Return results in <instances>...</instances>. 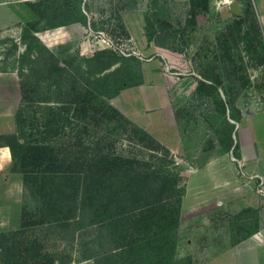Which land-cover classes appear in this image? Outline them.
I'll return each mask as SVG.
<instances>
[{"label":"rangeland","instance_id":"obj_1","mask_svg":"<svg viewBox=\"0 0 264 264\" xmlns=\"http://www.w3.org/2000/svg\"><path fill=\"white\" fill-rule=\"evenodd\" d=\"M236 1L239 14L214 0H0V146L15 153L0 264H264L245 186L251 131L264 156V0ZM160 98L171 110L157 118ZM100 148L129 164L127 190L107 186L121 219L66 222L81 193L63 173ZM148 236L151 251L129 246Z\"/></svg>","mask_w":264,"mask_h":264},{"label":"trees","instance_id":"obj_2","mask_svg":"<svg viewBox=\"0 0 264 264\" xmlns=\"http://www.w3.org/2000/svg\"><path fill=\"white\" fill-rule=\"evenodd\" d=\"M221 101H219V103L222 106V112H224V118H226V122L228 124V144L225 148V152H227L230 147L233 145V137H232V131L234 129V123H231L228 118L227 115L234 119V120H238V118H236L235 116L232 115L233 112V99L228 98L227 96L225 98H221L219 99ZM228 110V113L226 115V112ZM143 135L147 136L150 138V134H148V132L140 129L139 130ZM235 148V147H234ZM50 148L48 147V150ZM35 155V154H34ZM95 156H97V161L91 163V167H85L84 165H82V161L78 162L79 165V170H77L76 172H74V174H66L63 173L64 179H67V184H70V187L74 184V183H79L80 184V193H81V201L79 203L78 206V213L77 214H70V212H72V210L75 208L76 209V204L78 205V203H76V200H74V205H73V209H66V207H64L62 210H66L65 212H67L69 215V217H65L66 222H76L77 219L79 220V218H89L88 220L93 222V224L96 225L97 224H101V225H113L115 226L118 221L121 219L120 217L118 218V220H114L113 218H115L118 215H115L119 212H115L114 209H110V204L112 202V197L110 198L107 194V191L109 190L108 186V182L110 180H112V178L114 176H116V179L119 180L118 181V192H125V190H127V186L130 184V179L125 180L126 179V167L129 166V164L127 162H125V158L124 156L122 157H115L111 155L110 151H101L100 149H97L95 152ZM12 158H15V153L14 151H12ZM85 160V159H83ZM118 163V168H117V172H114L113 168H112V164H117ZM149 175H156L154 172L149 173ZM135 177V178H134ZM132 178L133 181L135 180H139V179H148V173L145 174H138L137 176H134ZM77 179V181H76ZM163 189L160 188L159 189V198L157 201H153V199H151V201H149V210L150 211H154L152 207H154L156 209V203L159 202L162 197L163 194ZM167 199V197H166ZM151 202V203H150ZM74 211V210H73ZM130 212V210H129ZM138 213H144L143 211H139ZM115 215V216H114ZM66 216V215H65ZM165 218V222L167 223L168 219L166 217V214L164 215ZM140 220V219H139ZM125 232H128V230L123 229L121 230V236L125 235ZM169 236V235H168ZM167 236V237H168ZM156 239L154 240L152 236H148V237H144V238H137L136 240H134L130 245L132 249H138V250H142V251H151V243L155 242ZM167 241H170V239H168ZM166 241V242H167ZM162 242L163 245L166 244ZM127 244H122L119 246L114 247L112 250H119V249H123L125 247H127ZM173 261H177L176 259H173ZM175 263V262H174Z\"/></svg>","mask_w":264,"mask_h":264},{"label":"crops","instance_id":"obj_3","mask_svg":"<svg viewBox=\"0 0 264 264\" xmlns=\"http://www.w3.org/2000/svg\"><path fill=\"white\" fill-rule=\"evenodd\" d=\"M145 77H146V74H145ZM199 77L202 80L209 82L206 79H204L202 76L199 75ZM185 78H187V77H185ZM158 100L160 101V104L158 106L160 108L157 109V107H156L155 113L152 112L153 114L158 113L157 118H159L161 116V114L163 116L166 112L171 110V108L169 110L165 109L169 106V104H168V106H165V103L163 102V100H161V98ZM227 113H228V110H227ZM227 118L231 123H234L235 125L237 124V127H239L238 121L230 118L228 115H227ZM145 128L151 132L154 131L153 128L156 129V127H149V126H147ZM159 128H161V127H159ZM253 134H254L253 131H251L252 136H251L250 140L252 143V155H251V159H250L249 163H250L252 170H251V173L249 175H247L250 178V180L247 182H250V183L245 184V186L249 187L252 191V199H251V203H249V204H250V206L255 208L257 210V213H258L256 228L252 231L251 237L258 244H260V243L264 242V217H263V214H264V170H263V160H262V158L264 156H263V153L260 152V147L258 145L260 142V138H258V136L256 138ZM233 137L235 138L234 135H233ZM234 142H236V141H234ZM255 144L257 147H255ZM234 145H235V143H234ZM11 160H12V155H11L9 147L6 145H1L0 146V171ZM238 160H239L240 164H242V165L244 164L243 159H238ZM242 173L245 174L246 171H243ZM261 181H263L262 184H261Z\"/></svg>","mask_w":264,"mask_h":264},{"label":"water","instance_id":"obj_4","mask_svg":"<svg viewBox=\"0 0 264 264\" xmlns=\"http://www.w3.org/2000/svg\"><path fill=\"white\" fill-rule=\"evenodd\" d=\"M229 8L234 14L240 13L238 2L236 0H234L232 3H230Z\"/></svg>","mask_w":264,"mask_h":264},{"label":"built area","instance_id":"obj_5","mask_svg":"<svg viewBox=\"0 0 264 264\" xmlns=\"http://www.w3.org/2000/svg\"><path fill=\"white\" fill-rule=\"evenodd\" d=\"M234 0H214L215 3H220L223 6H229L230 3H232ZM263 183V181H261V184Z\"/></svg>","mask_w":264,"mask_h":264}]
</instances>
